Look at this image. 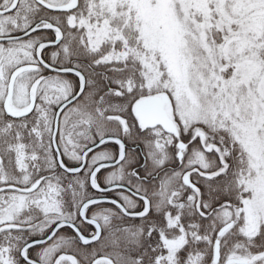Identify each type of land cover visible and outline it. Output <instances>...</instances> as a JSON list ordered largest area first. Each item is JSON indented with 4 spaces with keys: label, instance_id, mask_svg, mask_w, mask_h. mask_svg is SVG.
Listing matches in <instances>:
<instances>
[{
    "label": "snow or ice",
    "instance_id": "snow-or-ice-1",
    "mask_svg": "<svg viewBox=\"0 0 264 264\" xmlns=\"http://www.w3.org/2000/svg\"><path fill=\"white\" fill-rule=\"evenodd\" d=\"M0 264H264V0H0Z\"/></svg>",
    "mask_w": 264,
    "mask_h": 264
}]
</instances>
